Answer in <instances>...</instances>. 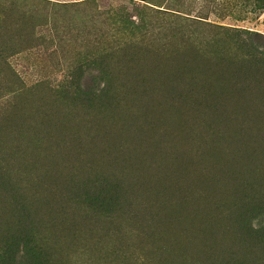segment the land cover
Masks as SVG:
<instances>
[{
	"label": "rangeland",
	"instance_id": "obj_1",
	"mask_svg": "<svg viewBox=\"0 0 264 264\" xmlns=\"http://www.w3.org/2000/svg\"><path fill=\"white\" fill-rule=\"evenodd\" d=\"M9 251L264 264V0H0Z\"/></svg>",
	"mask_w": 264,
	"mask_h": 264
},
{
	"label": "bare ground",
	"instance_id": "obj_2",
	"mask_svg": "<svg viewBox=\"0 0 264 264\" xmlns=\"http://www.w3.org/2000/svg\"><path fill=\"white\" fill-rule=\"evenodd\" d=\"M159 62V61H158ZM185 62V61H184ZM186 63V62H185ZM188 67V66H187ZM200 68V67H199ZM134 69H136V68H134ZM142 69V68H141ZM144 69V68H143ZM142 69V70H143ZM181 69V68H180ZM186 70V69H185ZM192 70V69H191ZM174 71H175V69H174ZM195 71H196V68H195ZM199 71V70H198ZM136 72V71H135ZM207 72V71H206ZM212 73V72H211ZM195 75V74H194ZM200 76H202V75H200ZM199 76V77H200ZM211 76V75H210ZM213 76H216V75H213ZM191 77V76H190ZM193 77V76H192ZM217 77V76H216ZM219 77V76H218ZM159 78V77H158ZM212 78V77H211ZM181 79V78H180ZM207 79V78H206ZM146 80V79H145ZM164 80V79H163ZM211 80V79H210ZM140 81V80H139ZM209 81V80H208ZM222 81V80H221ZM145 82V81H144ZM206 82V81H205ZM227 82H230V81H227ZM189 84V83H188ZM219 84V82L218 83H216V85L217 86H220V85H218ZM222 84V83H221ZM226 84V83H225ZM193 85V84H192ZM205 85H207V84H205ZM191 87V86H190ZM238 87V86H237ZM195 88V87H194ZM203 89V88H202ZM222 89V88H221ZM158 90V89H157ZM195 90V89H194ZM197 90V89H196ZM252 90H254V89H252ZM156 91V90H155ZM197 93V92H196ZM201 93V92H200ZM203 93V92H202ZM134 94V93H133ZM194 94V93H193ZM209 94V93H208ZM130 95V94H129ZM131 96H132V94H131ZM135 96V95H134ZM186 96V95H185ZM188 96H190V95H188ZM257 96V95H256ZM123 98H125V97H123ZM152 98V97H151ZM154 98V97H153ZM136 99V98H135ZM240 99V98H239ZM122 100H124V99H122ZM204 100V99H203ZM254 100V99H253ZM194 101V100H193ZM199 101V100H198ZM123 102H125V101H123ZM122 102V103H123ZM180 103V102H179ZM249 103V102H248ZM254 103V102H253ZM198 104V103H197ZM126 105V104H125ZM161 106V105H160ZM198 106V105H197ZM133 107V106H132ZM158 107H159V105H158ZM172 107V106H171ZM139 108V107H138ZM262 108V107H261ZM161 109V108H160ZM167 109V112H168V108H166ZM165 109V110H166ZM173 109V108H172ZM172 109L170 110V112L172 111ZM162 110V109H161ZM160 110V111H161ZM200 110H202V109H200ZM158 111H159V109H158ZM236 111V110H235ZM174 113V112H173ZM172 113V114H173ZM176 113V112H175ZM226 113H228V112H226ZM103 114V113H102ZM159 114V113H158ZM162 114H164L165 115V113H162ZM168 114H169V112H168ZM167 113H166V115H168ZM204 114H205V112H204ZM176 115V114H175ZM101 116V115H100ZM112 116V115H111ZM130 116V115H129ZM137 116V115H136ZM162 116V115H161ZM169 116H170V114H169ZM177 116V115H176ZM182 116V115H181ZM202 116V115H201ZM126 117V116H125ZM128 117V116H127ZM165 118H168V117H166V116H164ZM170 117H174V116H170ZM178 117H179V115H178ZM178 117H175V118H177L178 119ZM111 118V117H110ZM113 118V117H112ZM124 118V117H123ZM106 119H108V121H110L109 120V117L108 118H106ZM105 119V120H106ZM170 119V118H169ZM173 119V118H172ZM140 120V119H139ZM157 120V119H156ZM180 120H181V117H180ZM126 121V120H125ZM168 121V120H167ZM166 121V122H167ZM177 120H175V122H176ZM195 121V120H194ZM96 122V121H95ZM166 122H165V125H166ZM172 122L173 121H171V125H172ZM175 122H174V124H175ZM184 122V121H183ZM187 122V121H186ZM112 122H110V124H111ZM164 123V122H163ZM178 123V122H177ZM176 123V124H177ZM169 124H170V121H169ZM219 124V123H218ZM120 125V124H119ZM162 125V124H161ZM168 125V124H167ZM199 125V124H198ZM234 125V124H233ZM111 126V125H110ZM179 126H180V124H179ZM109 127V126H108ZM149 127V126H148ZM137 128V127H136ZM263 128V127H262ZM191 129H192V127H191ZM252 129V128H251ZM107 130V129H106ZM109 130V129H108ZM121 130V129H120ZM124 130V129H123ZM190 130V129H189ZM225 132H227V131H225ZM108 133V132H107ZM110 134V133H109ZM107 135V134H106ZM163 135V134H162ZM240 135H238V137H239ZM107 138H109V137H107ZM90 145V144H89ZM117 146V145H116ZM100 149V148H99ZM150 149V148H149ZM83 151H85V150H83ZM80 155H82V154H80ZM198 156V155H197ZM101 157V156H100ZM210 157V156H209ZM215 157H217V156H215ZM115 160V159H114ZM66 161V160H65ZM127 161V160H126ZM159 161V160H158ZM91 162V161H90ZM178 162V161H177ZM210 165V164H209ZM83 166V165H82ZM95 166V165H94ZM99 166V165H98ZM40 167H42V166H40ZM79 167V166H78ZM246 167V166H245ZM89 168V167H88ZM147 168H148V166H147ZM125 171V170H124ZM61 172V171H60ZM123 172V171H122ZM175 172V171H174ZM55 173V172H54ZM124 174V173H123ZM134 174V173H133ZM157 175V174H156ZM126 177V176H125ZM161 177H163V176H161ZM154 178H155V176H154ZM162 182V181H161ZM169 182V181H168ZM140 186V185H139ZM142 186V185H141ZM173 187V186H172ZM218 187V186H217ZM191 190V189H190ZM190 195V194H189ZM203 199V198H202Z\"/></svg>",
	"mask_w": 264,
	"mask_h": 264
},
{
	"label": "trees",
	"instance_id": "obj_3",
	"mask_svg": "<svg viewBox=\"0 0 264 264\" xmlns=\"http://www.w3.org/2000/svg\"><path fill=\"white\" fill-rule=\"evenodd\" d=\"M25 255L28 256V260L26 259L19 262L17 256H15V254L13 253H10L9 251L7 256H5V259L6 261H9L7 264H43V261L39 258L40 256L35 255L34 257H32L30 254Z\"/></svg>",
	"mask_w": 264,
	"mask_h": 264
}]
</instances>
